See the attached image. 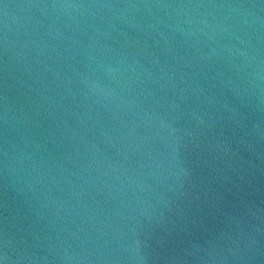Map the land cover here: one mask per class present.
<instances>
[{
  "label": "water",
  "instance_id": "1",
  "mask_svg": "<svg viewBox=\"0 0 264 264\" xmlns=\"http://www.w3.org/2000/svg\"><path fill=\"white\" fill-rule=\"evenodd\" d=\"M0 264H264V0H0Z\"/></svg>",
  "mask_w": 264,
  "mask_h": 264
}]
</instances>
